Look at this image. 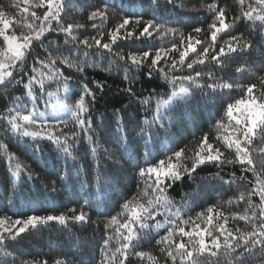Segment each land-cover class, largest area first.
<instances>
[{
	"label": "snow or ice",
	"instance_id": "1",
	"mask_svg": "<svg viewBox=\"0 0 264 264\" xmlns=\"http://www.w3.org/2000/svg\"><path fill=\"white\" fill-rule=\"evenodd\" d=\"M167 3H174V0H167ZM159 4L160 0H148L147 5L142 2L139 7L151 6L155 11ZM236 4L239 6V12L228 22H226L225 8L218 7L216 3L206 5L207 10L214 13L212 22L208 25L210 39H201L199 34L203 30L196 27L193 29V32L197 34L195 36L191 33L187 36L179 33V46L173 43L170 48H158L154 53L143 51L129 53L127 56L113 50V45L117 44V41L133 38L139 40L144 36L152 37L153 33L158 37L170 34L176 36L177 30L165 28L164 25L154 23V19H149L143 22L142 31L136 34L135 26H139L142 19L140 17L134 20L123 18L107 32L108 40L102 43L104 32L96 23L91 26L98 30L97 35H85L83 39L80 38L78 30L85 27L84 25L67 23L64 26L61 23L62 14H66V9L72 7L70 0L69 2L66 0H18L20 14L18 20L9 18L0 11V85L6 89L9 85L22 84L25 90L23 96L12 97V106L0 112V121L4 122L6 134L32 141L27 146L34 154L37 152L43 154L40 141L47 140L55 145L57 152L64 156L66 162L69 158L75 161L73 149L80 142L81 132L91 144V151L97 152L99 141L93 140L95 131L93 121L89 117V110L96 96L88 83L81 84L82 93L74 105H62L59 102L51 104L50 119H45L49 107L48 101H45V112L38 111L39 101L43 100L45 95L49 97L53 95L52 92L47 91L46 82L49 86L56 84L58 101L61 89L65 94L69 92L72 78L65 76L59 65H65L83 73L87 62L82 61L80 56L87 57L89 50L93 48L101 56L103 53L100 50L103 49L114 58L109 60V67L116 60L124 61L126 64L130 61L131 66L136 68L147 67L149 76L153 72L158 73L173 87L171 95L166 100L161 99L158 93H152L140 101L146 112L150 110L153 100L156 104L154 114L150 118L145 117L143 121L145 126L140 127L137 133L144 143V159L147 164V167H140L138 172L143 186L138 185L136 196L125 201L121 205V211L105 223L106 232L114 229V235H108L104 240L100 258L86 259L82 261V264H126L131 256L146 264H168L169 261L171 264H252L253 259L257 264H264V170L257 171L252 158L254 152L264 153V76L259 77V86L257 84L241 85L217 77L213 72L205 73L194 68L196 65H204L206 61L223 66L224 61L221 57L232 59L233 53L254 51L264 56V52H261V48H264V0H236ZM36 9L45 10L42 14H38ZM109 10L108 4L105 3L103 8L92 11L88 19L90 21L99 19L103 23L108 19ZM241 20L248 22L254 29L259 28L261 32L259 47H256L250 39L231 35L228 40L220 43L217 50L218 34L229 31ZM130 25L133 27H129ZM48 32L62 33L64 44L71 47L66 49H61L59 46L53 47L56 41L48 40L46 48L48 55L35 59L29 75L26 58L32 51L34 42H39L41 47H45L44 39ZM196 45H203V47L198 50ZM64 51L69 54L64 55ZM171 53L178 55H170ZM190 53L194 55L188 59ZM149 58H151L150 63H148ZM161 60L164 61L163 66H160ZM185 68L190 70L188 74L173 75L175 72L182 73ZM245 70L243 66L235 69L237 73ZM14 72L21 75V79L17 80L13 75ZM205 75L208 82L201 83V78ZM125 78L131 85L132 77L127 74V71ZM37 87L39 95H37ZM97 88L102 90L103 85L97 83ZM234 88L241 89L243 95L234 102L228 103L224 117L215 126L217 134L214 137L210 138L208 134H204L191 150L173 151L171 155L159 159L157 163L149 161V157L153 156L152 145L155 143V138H158L162 132L164 135L168 134L170 127L168 118L171 115L169 110L173 109L177 101L188 103L193 95L192 89L199 90L202 96L211 99L213 94L222 93L225 90L230 92ZM124 91L132 93L131 86ZM86 97H91V100H86ZM29 102L32 104V110L29 114H24L21 109H26ZM69 123H72L79 131L65 132L64 128H67ZM126 123L116 114L114 142L122 154L131 156L130 146L134 145L135 141L125 135ZM256 143L260 147H256ZM222 148L230 154H226ZM0 150H3L7 156L9 171L14 180H19L25 173L29 179L32 178V172L21 164L15 154L9 153L2 142H0ZM105 152L110 155L107 150ZM206 164L214 165L220 171H223L226 166L239 164L242 173H252L254 181H247L246 176L236 177L235 173L230 174L229 180H224L220 171L213 177L225 184H233L241 180L251 185L247 192L242 191L223 202L229 207L243 204L242 211L226 213L218 203L206 207L194 217H184L183 213L188 209L187 201L177 204L169 196V189L182 181L185 176L193 179V173ZM102 177V171L98 170L97 180H101ZM81 183L83 186L84 182ZM100 190L102 191L103 188L101 187ZM52 191H55V188ZM253 197H258V203L253 200ZM68 212L70 214L30 215L26 219L16 220L8 217L0 218V249L6 246V241H16L29 229H37L50 222L65 226L69 221L89 223V217L83 209L77 212L75 208H71ZM157 216L163 217V220H157ZM229 221H243L247 227H229ZM161 229H164L163 234H159ZM152 232L159 234V238L156 239V245L161 253L159 257L150 250H137L139 241L147 238ZM114 238L117 240V247L112 250L110 242ZM10 255L11 253L0 250V258H2L0 264H9ZM12 264H15V258ZM21 264H27V262L22 261ZM35 264H47V261L35 262ZM55 264H64V261L57 260Z\"/></svg>",
	"mask_w": 264,
	"mask_h": 264
},
{
	"label": "trees",
	"instance_id": "2",
	"mask_svg": "<svg viewBox=\"0 0 264 264\" xmlns=\"http://www.w3.org/2000/svg\"><path fill=\"white\" fill-rule=\"evenodd\" d=\"M142 2L147 5L148 0H70L72 7L66 9V14H62L61 23L64 26L67 23L84 25L85 27L78 30L81 39L85 35H97L98 30L91 26L96 23L99 29L104 32L102 43L108 40L107 32L120 23L123 18L134 20L140 17L142 19L141 24L135 26L136 34L142 31L143 22L149 19H154V23L164 25L165 28L177 30L176 36L170 34L158 37L153 33L152 37L144 36L139 40L133 38L117 41V44L113 45V50L127 56L129 53L143 51L154 53L158 48H170L173 43L179 46V33H183L185 36L191 33L195 36L197 34L193 32V29L196 27L203 30L199 34L201 39H210L208 25L212 22L214 13L207 10L206 5L209 3H216L218 7L225 8L226 22L239 12L236 0H174V3L171 4L167 3V0H160L159 7L155 11L151 6L139 7ZM105 3L110 9L108 19L103 23L99 19L90 21L88 15L98 8H103ZM44 10L36 9L38 14H42ZM0 11H3L9 18L17 20L20 18L18 0H0ZM129 27H133V25ZM231 35L250 39L256 47L260 45L261 32L259 28L254 29L248 22L241 20L229 31L218 34L217 50L220 43L228 40ZM48 40L56 41V45L53 47L59 46L61 49L71 47V45L64 44L62 33L48 32L44 39L45 47H41L39 42H34L33 49L26 58L29 75L35 59L48 55L46 51ZM196 47L200 50L203 45H196ZM100 52L103 53V56L93 48L89 50L87 57L80 56L82 61L87 62L83 73L65 65H59L64 75L72 78L69 92L65 94L61 89L58 101L56 84L53 83L49 86L46 82L47 91L52 92L53 95L51 97L45 95L38 104L39 113H41V109H45V101L72 106L82 93L81 84L88 83L89 88L93 89L96 96V100L89 110V117L93 121L95 131L93 140L99 141L97 152L91 151V144L81 132L80 142L73 149L75 161L69 158L66 162L64 156L57 152L55 145L47 140L40 141L43 154L39 152L34 154L27 146L32 141L28 138L18 139L12 137L11 134H6L4 122L0 121V142L6 145L9 153L15 154L16 157L20 155L21 159H18L20 162L25 159L22 165L26 166V169L33 174L31 179L25 173L19 180H14L9 171L7 156L3 150H0V218L8 217L11 220H16L26 219L30 215L70 214L68 210L71 208H75L77 212L83 209L89 217L87 224L69 221L65 226L50 222L46 226L29 229L22 233L16 241H6V246L0 250L11 253L8 257L9 264H12L13 258H15V264H21L22 261L27 264L43 261H47V264H55L57 260H63L64 264H82V261L93 257L98 260L104 240L108 235H114V229L106 232L105 223L121 211V205L125 201L136 196L138 185L143 186L138 172L140 167H147V164L144 159V143L137 133L140 131V127L145 126L143 123L145 117L150 118L154 114L156 104L153 100L150 110L146 112L140 101L152 93H158L161 99L166 100L171 95L173 87L158 73L153 72L149 76L147 67L136 68L131 66L130 61L126 64L124 61L116 60L109 67V60L114 58L110 57L106 50L101 49ZM261 52H264V48H261ZM68 54L67 51H64V55ZM53 55H58V53H53ZM170 55L178 54L171 53ZM193 55L190 53L188 59H191ZM232 57V59L221 57V60L224 61L223 66L206 61L204 65H196L194 68L205 73L213 72L217 77L241 85L257 84L259 86V77L264 76V56L249 51L240 54L233 53ZM150 59L148 63H150ZM163 65L164 61L161 60L160 66ZM238 66H243L246 70L237 73L235 69ZM37 67L39 66L37 65ZM126 71L132 77L131 85L125 78ZM189 72L190 70L185 68L182 73L175 72L173 75L188 74ZM13 75L17 80L21 79V75H17L16 72ZM24 81H27L26 76ZM206 82H208V78L205 75L201 78V83ZM97 83L103 85L102 90L97 88ZM130 86L132 93L124 91ZM36 91L39 95L38 87ZM24 93L22 84L9 85L6 89L0 85V112L12 106V97L23 96ZM192 93L188 103L177 101L173 109L169 110L171 115L168 118L170 123L168 134L164 135L162 132L158 138H155V143L152 145L153 156L149 157L151 163H157L159 159H164L173 151L195 148L204 134H208L210 138L214 137L217 134L215 126L224 117L228 103L234 102L243 95V91L237 88L230 92L225 90L222 93L213 94L211 99L202 96L197 89H192ZM86 100H91V97H86ZM21 110L24 111V114H29L32 104L29 102L26 109ZM116 114L127 122L124 129L125 135L135 141V144L130 146L131 156L122 154L114 142ZM51 116L52 112L49 111L45 119H50ZM73 130L79 131L72 123L64 128L65 132ZM255 146L260 147L258 143ZM105 150L110 155L106 154ZM222 150L225 149L222 148ZM226 154L230 153L226 151ZM252 158L257 171L264 170V153L254 152ZM81 165L83 167H80ZM98 170L103 173V177L99 181L97 180ZM218 171L220 170L214 165L206 164L193 173V179L185 176L182 181L177 182L169 189V196L177 204L187 201L188 209L183 213L185 218L194 217L196 213L203 211L206 207L218 203L226 213L242 211L243 204L229 207L223 202L242 191L247 192L251 188L247 181H254L252 173H242L239 164L226 166L223 171H220L224 180H229L230 174L235 173L236 177L246 176L247 181L237 180L236 183L225 184L221 180L213 178ZM82 181L84 182L83 186ZM53 188L55 191H52ZM253 200L258 203V197H253ZM156 219L162 221L163 217L157 216ZM201 226L203 227V224ZM236 226L247 227L243 221H229V227ZM163 232L164 229H161L159 234H163ZM159 234L152 232L147 238L139 241L137 250H150L156 256H161L156 245ZM110 247L112 250L117 247L115 238L110 242ZM257 255H259L258 251ZM201 259L204 258L201 257ZM126 264H146V262H141L131 256ZM168 264L171 262L169 261ZM252 264H257L255 259Z\"/></svg>",
	"mask_w": 264,
	"mask_h": 264
},
{
	"label": "rangeland",
	"instance_id": "3",
	"mask_svg": "<svg viewBox=\"0 0 264 264\" xmlns=\"http://www.w3.org/2000/svg\"><path fill=\"white\" fill-rule=\"evenodd\" d=\"M57 102H54V101H51L50 103H49V107H48V109H47V115H48V112L49 111H51L52 112V109H51V104H56ZM45 112V109H41V113H44ZM46 115V116H47ZM17 157H18V159H21V156L20 155H17ZM23 159V158H22ZM24 162H25V159H23L22 161H21V164H24Z\"/></svg>",
	"mask_w": 264,
	"mask_h": 264
}]
</instances>
